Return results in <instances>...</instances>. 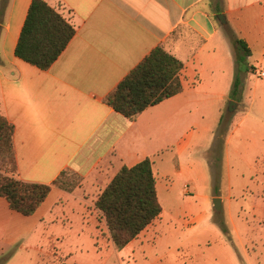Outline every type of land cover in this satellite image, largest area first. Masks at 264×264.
<instances>
[{
	"label": "crops",
	"instance_id": "obj_1",
	"mask_svg": "<svg viewBox=\"0 0 264 264\" xmlns=\"http://www.w3.org/2000/svg\"><path fill=\"white\" fill-rule=\"evenodd\" d=\"M31 1L7 0L0 13V113L13 125L18 178L51 189L31 215L0 197V254L16 247L2 264H44L48 256L63 264H123L153 242L164 199L193 192L202 210L178 222L193 234L209 229L210 198L222 205L232 199L211 192L207 175V139H214L236 68L237 46L225 29L249 48L248 71H264V0H45L60 3L75 27L47 69L14 53ZM159 45L182 61V90L130 120L105 98ZM233 101L235 111L241 102ZM145 158L152 160L162 211L116 249L99 234L102 228L109 236L94 201L122 166ZM66 171L80 179L69 191L53 184Z\"/></svg>",
	"mask_w": 264,
	"mask_h": 264
},
{
	"label": "rangeland",
	"instance_id": "obj_2",
	"mask_svg": "<svg viewBox=\"0 0 264 264\" xmlns=\"http://www.w3.org/2000/svg\"><path fill=\"white\" fill-rule=\"evenodd\" d=\"M241 73L237 94H232V85L228 92L229 99L241 102L240 106L230 111L233 100L221 103L214 139L206 138L205 142L211 146L207 171L211 192L230 194L232 199L217 212L210 198L207 207L211 226L198 234L182 226L178 218L187 221L196 216L202 210L203 199L194 192L164 199L161 224L153 242L142 247L141 255L134 252L123 264H264V77L253 71ZM243 73L248 75L247 81ZM233 128L232 139L226 145ZM201 157L198 153L197 158ZM61 182L73 188L80 179L66 171ZM168 206L172 211H167ZM99 234L109 241L102 228ZM14 248L0 254V264ZM45 260L44 264H63L49 256Z\"/></svg>",
	"mask_w": 264,
	"mask_h": 264
},
{
	"label": "trees",
	"instance_id": "obj_3",
	"mask_svg": "<svg viewBox=\"0 0 264 264\" xmlns=\"http://www.w3.org/2000/svg\"><path fill=\"white\" fill-rule=\"evenodd\" d=\"M6 2L1 0L0 13ZM225 32L237 46L231 87L235 95L241 86L239 73L249 70L246 64L249 48L229 29L226 28ZM74 33L75 27L64 14V7L60 3L53 6L45 0H32L15 47V56L40 69H47L62 53ZM182 68V61L159 45L116 85L106 96L105 102L116 112L133 120L145 109L182 90ZM12 136L13 125L0 113V197L7 200L12 210L31 215L44 201L51 185L18 178ZM53 184L68 191L72 189L61 182V176ZM94 206L104 218L114 247H125L162 211L152 160L145 158L133 166H122L99 193Z\"/></svg>",
	"mask_w": 264,
	"mask_h": 264
},
{
	"label": "water",
	"instance_id": "obj_4",
	"mask_svg": "<svg viewBox=\"0 0 264 264\" xmlns=\"http://www.w3.org/2000/svg\"><path fill=\"white\" fill-rule=\"evenodd\" d=\"M218 20L222 23V24H225L226 21H225V18H224V15L223 14H218ZM236 103L235 102H231L230 105H231V108L229 109L230 111H232L234 109V105ZM212 206H213V209L217 212L221 211L222 209V199L220 197H214L212 199Z\"/></svg>",
	"mask_w": 264,
	"mask_h": 264
},
{
	"label": "built area",
	"instance_id": "obj_5",
	"mask_svg": "<svg viewBox=\"0 0 264 264\" xmlns=\"http://www.w3.org/2000/svg\"><path fill=\"white\" fill-rule=\"evenodd\" d=\"M252 71L260 76H264V71H261L259 69L253 68Z\"/></svg>",
	"mask_w": 264,
	"mask_h": 264
}]
</instances>
